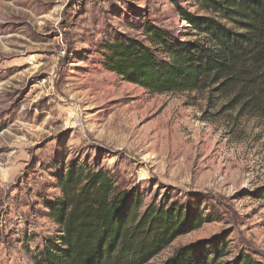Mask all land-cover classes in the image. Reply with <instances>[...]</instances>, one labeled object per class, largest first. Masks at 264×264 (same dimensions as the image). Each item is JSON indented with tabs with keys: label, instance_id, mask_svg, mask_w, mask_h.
Wrapping results in <instances>:
<instances>
[{
	"label": "rangeland",
	"instance_id": "1",
	"mask_svg": "<svg viewBox=\"0 0 264 264\" xmlns=\"http://www.w3.org/2000/svg\"><path fill=\"white\" fill-rule=\"evenodd\" d=\"M191 0H0V264H33L57 227L45 203L70 161L98 164L142 206L202 204L208 222L147 264L216 234L231 259L264 264V118L239 115L209 92L151 93L101 65L117 37L143 25L189 40L177 11Z\"/></svg>",
	"mask_w": 264,
	"mask_h": 264
},
{
	"label": "trees",
	"instance_id": "2",
	"mask_svg": "<svg viewBox=\"0 0 264 264\" xmlns=\"http://www.w3.org/2000/svg\"><path fill=\"white\" fill-rule=\"evenodd\" d=\"M191 1L202 15L177 11L192 39L146 24L143 41L121 36L105 43L102 67L151 93L209 91L239 115L264 118V0ZM58 189L45 203L57 230L42 239L33 264H147L211 216L197 197L152 201L139 211L142 195L98 164L68 162ZM254 194L264 200V187ZM226 238L184 245L162 264H262L243 252L225 259Z\"/></svg>",
	"mask_w": 264,
	"mask_h": 264
}]
</instances>
